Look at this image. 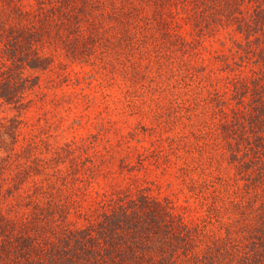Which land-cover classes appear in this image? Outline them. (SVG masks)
<instances>
[{"label": "rangeland", "instance_id": "rangeland-1", "mask_svg": "<svg viewBox=\"0 0 264 264\" xmlns=\"http://www.w3.org/2000/svg\"><path fill=\"white\" fill-rule=\"evenodd\" d=\"M48 1L0 0V9L19 12L10 14L12 22L21 17L32 27L37 8ZM217 1L207 14L222 10ZM237 1L235 13L222 12L223 20L210 25L204 19L193 25L191 18L205 14L185 0H89L87 21L80 13L59 29L47 24L28 51L51 60L23 68L32 84L17 113L16 147L29 143L33 166L50 174L63 194H80L89 209L117 187L174 196L179 167L196 176V162L222 147L217 127L221 109L230 112L235 72L223 57H236L243 40L237 22L258 0ZM125 9L132 12L129 25ZM239 63L237 79L249 80L247 67L257 63L251 57ZM15 112L0 103V116Z\"/></svg>", "mask_w": 264, "mask_h": 264}, {"label": "trees", "instance_id": "trees-1", "mask_svg": "<svg viewBox=\"0 0 264 264\" xmlns=\"http://www.w3.org/2000/svg\"><path fill=\"white\" fill-rule=\"evenodd\" d=\"M88 1L42 3L32 27L21 17L12 22L10 14L19 12L0 9V103L16 110L0 116V264H264V0L237 22L243 40L234 49L236 57H223V66L235 72L229 81L230 112L217 100L213 108H222L221 150L196 162V176L188 166L179 167L174 196L159 197L145 186L134 192L117 187L93 209L82 204L80 194H63L50 174L33 166L29 143L15 145L17 113L32 84L23 68L51 60L29 53L30 42L40 39L47 24L59 29L80 13L87 21L93 14ZM185 1L194 13L205 14L191 18L193 25L223 20L222 12L229 16L240 4L222 0V10L207 14L217 0ZM124 14L129 25L132 12ZM250 57L257 65L247 67L249 80L237 79L239 60Z\"/></svg>", "mask_w": 264, "mask_h": 264}]
</instances>
